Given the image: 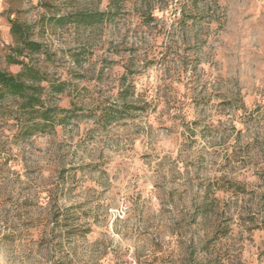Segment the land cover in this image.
<instances>
[{
	"label": "rangeland",
	"instance_id": "1",
	"mask_svg": "<svg viewBox=\"0 0 264 264\" xmlns=\"http://www.w3.org/2000/svg\"><path fill=\"white\" fill-rule=\"evenodd\" d=\"M0 0L70 83L56 104L145 106L31 137L0 110V264H264V0ZM82 112V111H81Z\"/></svg>",
	"mask_w": 264,
	"mask_h": 264
},
{
	"label": "trees",
	"instance_id": "2",
	"mask_svg": "<svg viewBox=\"0 0 264 264\" xmlns=\"http://www.w3.org/2000/svg\"><path fill=\"white\" fill-rule=\"evenodd\" d=\"M108 1L107 11L77 12L68 17H60L57 21L61 25L67 21L86 25L103 22L112 14V9L121 7L122 0ZM31 28V25L17 20L13 21L11 27L17 43L22 46L10 47L12 54H9L7 59L9 63L22 65V69L17 73H11L0 66V110L9 114L20 125L22 136L31 137L37 133L47 132L58 125L67 124L72 119L94 118L98 125L106 127L128 119L133 111L146 109L145 106L126 101L130 96L127 89L119 92V100L102 108L83 112L78 106L64 108L57 105L55 102L57 95L69 92L70 83L61 78H54L48 72L16 58L22 56L25 51H30L42 52L47 56V61H53L51 53L44 49L41 42L28 39Z\"/></svg>",
	"mask_w": 264,
	"mask_h": 264
}]
</instances>
